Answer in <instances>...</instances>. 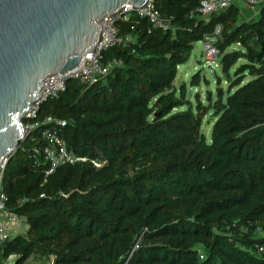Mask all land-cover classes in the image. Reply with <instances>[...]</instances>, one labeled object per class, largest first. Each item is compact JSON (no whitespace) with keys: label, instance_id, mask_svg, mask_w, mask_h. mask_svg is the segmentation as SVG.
Returning a JSON list of instances; mask_svg holds the SVG:
<instances>
[{"label":"trees","instance_id":"obj_1","mask_svg":"<svg viewBox=\"0 0 264 264\" xmlns=\"http://www.w3.org/2000/svg\"><path fill=\"white\" fill-rule=\"evenodd\" d=\"M199 1L154 0L168 29L118 16L135 40L102 57L122 63L87 87L69 81L41 105L38 118L66 120L68 149L89 159L46 177L39 129L21 141L1 184L27 230L0 245V264H30L34 253L52 264H264V5L239 19L236 3L205 16ZM218 24L220 53L242 46L221 57L222 72L244 62L225 99L194 110L177 66Z\"/></svg>","mask_w":264,"mask_h":264},{"label":"water","instance_id":"obj_2","mask_svg":"<svg viewBox=\"0 0 264 264\" xmlns=\"http://www.w3.org/2000/svg\"><path fill=\"white\" fill-rule=\"evenodd\" d=\"M148 1L0 0V164L29 135L24 120L45 78L95 49L105 14L136 12Z\"/></svg>","mask_w":264,"mask_h":264},{"label":"built area","instance_id":"obj_3","mask_svg":"<svg viewBox=\"0 0 264 264\" xmlns=\"http://www.w3.org/2000/svg\"><path fill=\"white\" fill-rule=\"evenodd\" d=\"M238 0H200L199 11L208 16L211 13L223 10ZM253 4L263 3L264 0H246ZM105 14L101 20L102 31L99 42L95 49L88 52L82 57L80 64L64 73L57 72L48 75L44 80L42 94L38 101L31 104L30 110L26 113L24 124L29 131L31 138H34L36 129L40 131L42 144L37 148V151L43 155L47 163L45 176L53 173L60 165L64 163H75L89 159L87 156H78L73 151L69 150L62 129L66 124V120L59 119L51 114L39 117L42 101H47L49 98H55L67 89L69 81H76L83 86H89L106 76L112 67L120 65L122 62L116 57L104 60L102 53L105 49L112 46H126L135 40V36L131 31H122L117 24V17L122 14ZM139 17L147 18L152 27L168 29L170 21L160 15L157 10L154 0H149L147 4L139 8L138 11L132 12ZM221 31V25H216L214 33L206 35L204 42L208 49L206 59L213 64L216 59L215 54L219 52L218 48L211 42L216 40L217 35ZM28 135V136H29ZM8 159H5L0 164V245L7 239L13 236L14 231L19 229L21 217L7 206L8 196L2 189L3 169ZM95 165L99 166L101 162L91 159ZM25 200V197L23 198ZM16 234V233H15ZM13 255H11L12 257Z\"/></svg>","mask_w":264,"mask_h":264},{"label":"rangeland","instance_id":"obj_4","mask_svg":"<svg viewBox=\"0 0 264 264\" xmlns=\"http://www.w3.org/2000/svg\"><path fill=\"white\" fill-rule=\"evenodd\" d=\"M262 6L263 3L253 4L247 1L238 0L234 9H236L239 19H254L260 15ZM206 47V43L203 39L197 41L190 59L177 66L175 84L177 86L180 84H184L186 86L188 90V97L190 98L194 110L196 109L198 103L203 105H212L220 98L225 99L230 89L231 80L234 79L233 70L244 62L243 58H238L229 68L230 75L227 76L221 70V57L227 52L241 50V44L233 43L222 53H214L216 59L213 61V64H210L208 59H206L209 54ZM212 70H216L220 78L216 77L215 74L212 73ZM197 77H199V81L192 84L191 82ZM247 79L248 78L245 80ZM216 119L217 117L215 116L214 109H210L202 119L201 130L205 134L207 140L211 138L213 123ZM26 230L27 225L21 217L20 227L14 231V234L25 233ZM28 262L30 264H52L50 258L41 256L38 253H34L33 258H30Z\"/></svg>","mask_w":264,"mask_h":264},{"label":"crops","instance_id":"obj_5","mask_svg":"<svg viewBox=\"0 0 264 264\" xmlns=\"http://www.w3.org/2000/svg\"><path fill=\"white\" fill-rule=\"evenodd\" d=\"M243 1H246V0H243Z\"/></svg>","mask_w":264,"mask_h":264}]
</instances>
